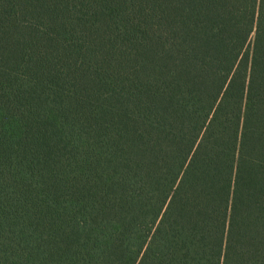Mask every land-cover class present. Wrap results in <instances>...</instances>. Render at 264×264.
I'll return each mask as SVG.
<instances>
[{"label": "trees", "instance_id": "trees-1", "mask_svg": "<svg viewBox=\"0 0 264 264\" xmlns=\"http://www.w3.org/2000/svg\"><path fill=\"white\" fill-rule=\"evenodd\" d=\"M0 264H264V0H0Z\"/></svg>", "mask_w": 264, "mask_h": 264}]
</instances>
